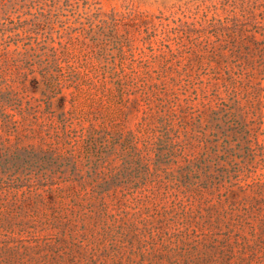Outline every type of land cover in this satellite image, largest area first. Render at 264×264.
I'll return each instance as SVG.
<instances>
[{
  "label": "rangeland",
  "instance_id": "1",
  "mask_svg": "<svg viewBox=\"0 0 264 264\" xmlns=\"http://www.w3.org/2000/svg\"><path fill=\"white\" fill-rule=\"evenodd\" d=\"M0 177V264H264V0H0Z\"/></svg>",
  "mask_w": 264,
  "mask_h": 264
},
{
  "label": "trees",
  "instance_id": "2",
  "mask_svg": "<svg viewBox=\"0 0 264 264\" xmlns=\"http://www.w3.org/2000/svg\"><path fill=\"white\" fill-rule=\"evenodd\" d=\"M28 59H29V58H28V55H27L26 53H24L21 62L24 63V64H29V65H30L31 63H28ZM29 67H30V66H29ZM31 70H32V68H31ZM32 71H33V70H32ZM0 182H3V181L1 180V177H0ZM6 187H7V186H2V184L0 183V190L6 189ZM16 189H17V188H16ZM16 189H15V190H16ZM5 191H6V190H5ZM9 241H10V240H5V244L8 243ZM5 247H7V248L9 249L11 246L8 245V246H5Z\"/></svg>",
  "mask_w": 264,
  "mask_h": 264
}]
</instances>
